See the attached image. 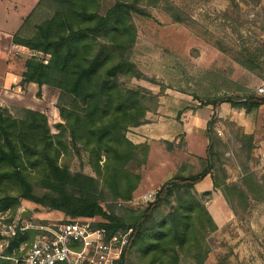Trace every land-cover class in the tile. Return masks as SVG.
<instances>
[{
	"label": "trees",
	"instance_id": "1",
	"mask_svg": "<svg viewBox=\"0 0 264 264\" xmlns=\"http://www.w3.org/2000/svg\"><path fill=\"white\" fill-rule=\"evenodd\" d=\"M102 1L38 0L12 35L14 43L40 54L25 59L18 84L28 98L45 101L51 116L30 107L13 110L0 101V210L13 211L23 200L60 211L63 221L99 216L103 221L94 226L104 227L107 236L131 229L118 264H181L182 257L204 264L207 236L217 225L204 204L211 193H198L195 184L209 174L234 215L264 201L263 177L249 164L252 134L235 133L240 175L227 181L219 161L221 140L213 129L216 109L227 102L251 113L264 105V94L242 87L236 89L239 95L206 89L199 105H211L213 114L204 156H197L200 168L187 171L181 163L158 186L152 202L129 206L150 145L132 142L126 132L148 122L146 112L158 104L156 94L125 84L131 78L154 83L130 58L136 41L133 14L139 6L166 2L170 17L183 19L168 0H113L106 8ZM37 12L45 16L27 34ZM238 60L254 71L248 55ZM164 143L173 148L172 142ZM82 155L92 174L70 169L69 159ZM0 264L12 263L0 258Z\"/></svg>",
	"mask_w": 264,
	"mask_h": 264
},
{
	"label": "rangeland",
	"instance_id": "2",
	"mask_svg": "<svg viewBox=\"0 0 264 264\" xmlns=\"http://www.w3.org/2000/svg\"><path fill=\"white\" fill-rule=\"evenodd\" d=\"M35 1L1 0L0 8L5 10L7 23L0 20V27L6 24L12 27L16 20L17 22L20 20V16L30 10ZM112 1L103 0V8L108 7ZM168 1L178 7L179 16L183 21H176L170 17L166 2L156 6H139L141 11L133 14L136 41L130 51V58L146 77L153 79L154 83L143 78H131L125 84L131 88L144 87L158 96L156 109L146 112L148 125L142 131L141 128L138 130L142 134L145 133L143 135H152L150 142L154 146L153 163L157 162L147 168L146 165L141 168V174L148 175V178L152 179V185L148 180L146 185L134 191L128 203L134 208L145 206V203L136 200L137 195L150 189H157L159 183L170 177L181 163H185L187 171H196L200 168L197 156L188 152L182 124L177 127L171 122L176 111L180 114L186 108L200 107L199 103L204 101L203 92L208 88L217 92V95L224 91L239 95V92H236L238 87L256 93L257 87L264 83V77H258V73L264 76V0L256 3L250 0ZM44 16L42 12L35 13L25 32L29 34L33 23ZM36 54L40 57L39 53ZM36 54L34 52L32 55ZM32 55L27 53L25 57L29 58ZM247 55L254 61V71L244 67L238 60ZM211 85L220 86L221 89L215 91V87ZM11 92L15 94L9 96L7 105L13 110L30 107L44 110L51 116V110L49 106L46 107L45 101L30 99L21 89ZM231 114L232 112L219 113L220 116H216L214 120L213 129L221 140L219 161L227 171L228 181H237L240 175L238 161L242 158L237 157L239 145L234 136L237 130L242 128L240 129L237 122L229 118ZM244 116L234 115L237 120ZM250 116L256 132L253 139L258 144L260 135L264 134L263 124L259 126L264 120V110L261 112L255 110ZM189 120L192 122V117L189 116ZM199 121L197 128H194L195 131H190L189 135L200 140L203 134L200 131L206 125H203V119ZM217 130H220V135L217 134ZM128 131L126 135L130 137H133L134 133L138 134ZM202 131L206 132L205 129ZM172 135L178 138V142L172 141L173 148L169 150L166 149L164 141ZM159 160L163 161L162 165L157 164ZM257 161L258 158L254 157L249 162L252 168ZM156 166L160 168L157 169ZM69 167L71 170L81 168L84 172L92 174L90 167L85 163L84 155L81 160L75 156L70 158ZM21 203L35 207V211L49 218L64 217L57 210H47L43 206H34L33 203L23 200ZM253 216L263 221L260 231L254 230V223H248ZM93 218L98 222L103 221L99 216ZM234 219V222L226 223L225 229L208 234L210 251L204 264H215L217 261H224L225 264H264V211L259 210L252 202L245 211H239L234 215ZM180 262L193 264L190 259L183 257Z\"/></svg>",
	"mask_w": 264,
	"mask_h": 264
},
{
	"label": "built area",
	"instance_id": "3",
	"mask_svg": "<svg viewBox=\"0 0 264 264\" xmlns=\"http://www.w3.org/2000/svg\"><path fill=\"white\" fill-rule=\"evenodd\" d=\"M256 93L264 94V83ZM260 161L264 163V154ZM157 189L137 195L136 200L152 202ZM22 211L28 215L21 216ZM96 222L49 218L22 203L13 211L0 210V258L12 264H118L131 229L107 236L104 227L94 226Z\"/></svg>",
	"mask_w": 264,
	"mask_h": 264
},
{
	"label": "crops",
	"instance_id": "4",
	"mask_svg": "<svg viewBox=\"0 0 264 264\" xmlns=\"http://www.w3.org/2000/svg\"><path fill=\"white\" fill-rule=\"evenodd\" d=\"M35 1L34 5L30 8V10L24 14L23 16H20V20L17 22H14L13 26L10 27L9 25H5L4 27H0V101L4 102L5 104H8L9 101V96L15 94V92H11L14 90H19V84L18 82L20 81V76L22 71L24 70V61L26 59L25 54L28 53V49L24 46L18 45L12 41V35L17 31L19 28L22 20L26 17V15L33 9L35 6L36 2ZM1 3V0H0ZM5 10L4 8H0V20H2L4 23H7V19L5 18ZM177 110H180L179 108H176ZM261 110H264V105H261L258 109H256L257 112H261ZM159 112V110H156ZM223 112L228 113L232 112L231 116L229 117L230 119L234 120L237 122L238 126L242 128L244 133L247 134H252L254 137H256V132L255 126H254V121L252 120V117L250 116L251 114L255 113V110L251 113H245L244 110L240 109H235L231 107L227 102H222L219 104L218 108L216 109V116H220L219 113ZM213 114V110L211 105H204L201 107L197 108H186L184 111L180 112V114L176 111L174 113V117L172 119V123L176 124L177 127L182 124L185 134H184V140L188 146V152L196 156H204L206 146L208 144V139L206 138V132L202 131V129L206 130V126H203L201 129V138L200 140L198 138H193L191 135H189L190 131H195L194 128H197V125H199L201 119L204 120L203 125H207V121L210 119L211 115ZM235 114H244L245 116L239 120L234 117ZM147 113H146V118H147ZM189 116L192 117V122L189 120ZM264 119V117H263ZM261 121V119H260ZM261 126L263 124L264 127V120L263 123L262 121L260 122ZM148 125L147 123L141 124L136 127H130L129 131L132 132H138L134 133L133 137H130L127 135V137L134 143H139L143 141H147L150 145V150L148 152V157H147V162H146V168L149 165H154L156 164L153 163V157H152V151L154 150L153 143L150 142V139H152V135H143L145 133H141L138 130L142 131L143 128H146L145 126ZM128 131V132H129ZM263 133H264V128H263ZM175 135H172L171 137L167 138L166 141L178 142V138L174 137ZM253 137V138H254ZM253 139V143L256 146H253L252 149V157H257L258 161L256 165H253V169L261 176L263 177V190H264V163L260 161L261 156L264 154V134L263 136L260 135V140L258 144L255 143ZM258 145L259 148H256ZM158 165H162L163 161L159 160L157 163ZM157 169L160 168L156 166ZM150 180V181H148ZM150 183L152 185V179L148 178V175H142V178L138 184V187L136 190L140 189L141 186L146 185V183ZM228 181V178H227ZM162 183V182H161ZM159 183V185L161 184ZM195 189L198 193H204V192H210V196L208 199L206 198V208L210 215L212 216L215 224L217 225V228L215 231H220L221 229H225L226 223L228 221H235L234 219V214L229 208L228 204L224 200L221 192L218 189H214L212 185V180L211 176L207 174L204 176L202 180L197 182L195 184ZM253 204L257 205L259 210L264 211V201L260 203L253 202ZM219 208V209H218ZM224 211V212H223ZM249 224L254 223V230L260 231L262 226H263V221H261L259 218L257 219L256 216H253L251 220L248 222ZM253 226V225H251ZM236 230L237 227L235 228ZM224 231V230H223ZM249 231V230H248Z\"/></svg>",
	"mask_w": 264,
	"mask_h": 264
},
{
	"label": "water",
	"instance_id": "5",
	"mask_svg": "<svg viewBox=\"0 0 264 264\" xmlns=\"http://www.w3.org/2000/svg\"><path fill=\"white\" fill-rule=\"evenodd\" d=\"M26 215H28V212L27 211H22L21 212V216H26Z\"/></svg>",
	"mask_w": 264,
	"mask_h": 264
}]
</instances>
